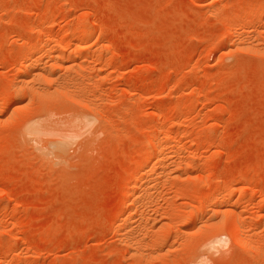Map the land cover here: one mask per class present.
<instances>
[{
    "label": "rangeland",
    "instance_id": "rangeland-1",
    "mask_svg": "<svg viewBox=\"0 0 264 264\" xmlns=\"http://www.w3.org/2000/svg\"><path fill=\"white\" fill-rule=\"evenodd\" d=\"M0 264H264V0H0Z\"/></svg>",
    "mask_w": 264,
    "mask_h": 264
},
{
    "label": "bare ground",
    "instance_id": "bare-ground-1",
    "mask_svg": "<svg viewBox=\"0 0 264 264\" xmlns=\"http://www.w3.org/2000/svg\"><path fill=\"white\" fill-rule=\"evenodd\" d=\"M83 31H85V30H83ZM74 39H76V38H74ZM73 39V40H74ZM80 38H78V44H79V42L81 41V40H79ZM74 42H76V40L74 41ZM70 44V43H69ZM78 44H76L75 46L77 47V46H79ZM63 46L64 45H60V44H58V45H56V49L58 50V52H63ZM72 46V45H71ZM85 49H91L92 47H94V45H93V43H87V44H85L84 46H83ZM82 47V48H83ZM54 50H55V48H54ZM65 50V49H64ZM56 53H57V51H56ZM26 55V54H25ZM24 55V56H25ZM71 56H70V58H72V54H70ZM56 56H58V55H55V58H56ZM24 59V58H23ZM26 59H27V57H26ZM25 59V60H26ZM58 60V59H57ZM27 61V60H26ZM58 64V63H57ZM60 65V64H59ZM28 71V70H27ZM31 71V70H30ZM30 71H28V72H26L27 74H29L30 73ZM33 72V71H32ZM22 73V72H21ZM25 73V72H24ZM31 74V73H30ZM35 74H33V76H34ZM22 76V75H21ZM29 79V78H28ZM25 80V79H24ZM23 80V81H24ZM30 80V79H29ZM26 84V83H25ZM22 85V84H21ZM20 85V86H21ZM59 86V85H58ZM24 88V87H23ZM56 89V88H55ZM59 90V89H58ZM23 91V90H22ZM63 91V90H62ZM36 92V91H35ZM20 93V92H19ZM42 93H43V91H42ZM43 96V95H42ZM45 97V96H44ZM69 97V96H68ZM85 98V97H84ZM81 101V100H80ZM87 101V100H86ZM85 102V101H84ZM8 103H9V101L6 99V101L5 102H3V105L4 106H6V105H8ZM83 103V102H82ZM90 105L88 104L87 105V108L89 107ZM92 107V106H91ZM86 119H88V122L90 123V124H92L94 121L93 120H95V118H93V117H90V118H86ZM103 119V118H102ZM31 121V120H30ZM38 124V123H37ZM35 125V122H32V123H30V125H29V128H30V130L32 131V132H38V131H36V129H35V127L36 126H38V125ZM62 141H57V142H55L54 141V143L52 144L53 146V148L52 149H56V150H58L59 151V153L58 154H60V153H63V152H60V151H63L64 150V148H65V146L63 145V142L61 143ZM153 142V141H152ZM155 143L152 145V148H151V150H149L150 152H149V155L147 156V158H146V163H151V162H153L155 159H157L159 156H161L162 154H161V152H162V150H163V148L161 147V144L159 143V142H157V140L156 141H154ZM164 142V141H163ZM169 144V143H168ZM163 146V145H162ZM47 151V150H46ZM43 152H45V151H43ZM167 153V152H166ZM169 157V156H168ZM161 158V157H160ZM186 164V163H185ZM191 164V163H190ZM143 169V168H142ZM151 170V169H150ZM147 171V170H146ZM146 171H141V173L139 174V177H137V178H140V177H145V175L148 173V171L146 172ZM150 173V172H149ZM149 175V174H148ZM147 176V175H146ZM136 178V179H137ZM141 179V178H140ZM137 181V180H136ZM219 189V188H218ZM126 190V189H125ZM219 192V191H218ZM217 193V192H216ZM143 196V195H142ZM219 196V195H218ZM218 198V197H217ZM126 199H128V198H126ZM220 200V199H219ZM222 200V201H221ZM220 200V203H219V209H218V211H220L219 213H221V223H223V225H225V227L227 228V232H228V234L233 238V240L236 242V243H241L240 245L242 246L243 244V241H244V230H243V228H242V226H241V220H240V214L238 215V214H236L234 211H232V210H229L228 208H227V201L225 200V198L224 199H221ZM214 201H215V196L213 195V193L212 194H210V195H208L207 197H206V199L203 201V204H202V206H201V211L202 212H206V210L208 209H210L211 208V205L214 203ZM219 202V201H218ZM213 206V205H212ZM217 206V205H216ZM231 206V205H230ZM127 210V209H126ZM217 210V209H216ZM210 211V210H209ZM124 212V211H123ZM204 215V214H203ZM197 216V215H196ZM243 216V215H242ZM207 217V216H206ZM210 219V218H209ZM251 220V219H250ZM248 221V220H247ZM216 223H219L220 224V222H216ZM245 223V222H244ZM204 225V224H203ZM213 225H215V224H213ZM221 225V224H220ZM212 227V226H211ZM214 227V226H213ZM221 227V226H220ZM209 229H210V227H208ZM217 227H215V230H218V229H216ZM218 228H219V226H218ZM208 229V230H209ZM205 230H207V229H205ZM213 230H214V228H213ZM127 231V230H126ZM209 231H211V230H209ZM130 234V233H129ZM211 234H212V231H211ZM210 234V235H211ZM212 235H214V234H212ZM127 236H129V235H127ZM223 236V233H219V234H216V235H214V236H212L211 238H209L210 239V244L212 245V246H214V245H216V244H219V245H223L222 243L223 242H225V244H226V241H228L226 238H223L222 237ZM253 237V236H252ZM132 238V237H131ZM228 238H230V237H228ZM226 239V240H225ZM126 240V239H125ZM248 240V239H247ZM257 240V239H256ZM255 240V241H256ZM129 241V240H128ZM231 242H232V240H230ZM135 243V242H134ZM218 245V246H219ZM245 245V244H244ZM133 246V245H132ZM238 249V248H237ZM246 250V249H245Z\"/></svg>",
    "mask_w": 264,
    "mask_h": 264
}]
</instances>
